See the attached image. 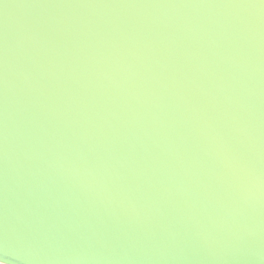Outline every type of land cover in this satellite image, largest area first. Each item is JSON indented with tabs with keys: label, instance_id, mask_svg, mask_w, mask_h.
I'll return each instance as SVG.
<instances>
[{
	"label": "water",
	"instance_id": "water-1",
	"mask_svg": "<svg viewBox=\"0 0 264 264\" xmlns=\"http://www.w3.org/2000/svg\"><path fill=\"white\" fill-rule=\"evenodd\" d=\"M0 262L264 264V0H0Z\"/></svg>",
	"mask_w": 264,
	"mask_h": 264
},
{
	"label": "bare ground",
	"instance_id": "bare-ground-1",
	"mask_svg": "<svg viewBox=\"0 0 264 264\" xmlns=\"http://www.w3.org/2000/svg\"><path fill=\"white\" fill-rule=\"evenodd\" d=\"M0 264H5V263H3V262H0Z\"/></svg>",
	"mask_w": 264,
	"mask_h": 264
}]
</instances>
